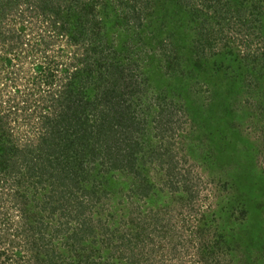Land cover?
<instances>
[{"label":"trees","instance_id":"trees-1","mask_svg":"<svg viewBox=\"0 0 264 264\" xmlns=\"http://www.w3.org/2000/svg\"><path fill=\"white\" fill-rule=\"evenodd\" d=\"M199 1L202 7H196V4H191L189 0H183V3L188 5L186 13L191 22L194 21V17L201 15L195 12L197 8L200 10L213 8L219 12L217 7L220 6L223 12L229 11L232 14L231 7L234 1L240 6L238 12L253 3L254 14H259L256 10L260 0H225V7L222 4L223 0ZM64 2L68 3L67 6L63 5L66 11L60 0H0V74L4 76L2 79L12 86L16 94L12 98L17 97L21 90L16 84L18 74L12 68L13 59L21 60V56L25 58L37 54L36 59L33 57V62L30 56L33 72L30 80L39 88L38 90L31 88L28 93L34 103L33 106L38 105V99L41 100V104L45 102V106L43 105L45 111H39L40 128L35 141L16 144L12 139L6 138L7 135L2 129L0 182L11 181L15 188L10 196L12 206L17 211V233L25 241L22 248L27 249V253L31 250L34 258L37 256L38 248L35 250L32 248L38 247L39 242L43 244L45 236L42 229L47 227L45 220L49 218L48 215L46 217L39 214L38 208L40 206V210H45L49 206L51 219L61 220L64 225V228L60 224L58 227L57 224L54 226L55 235L57 237L66 235V240L71 244L69 260L57 262L58 264H115L113 257L120 259L123 255L128 256L133 262H140L139 260H145L148 255L156 253L157 250L161 252L163 249V244L156 246L151 237L147 239L151 232L148 234L145 231L147 227L143 223L140 225L137 222L125 223L121 232L117 228L112 231L107 227L99 229L103 237L101 244L110 249L107 259L104 260L100 258L101 255L94 247V243L88 241V238L94 237L97 232L88 215H85V209L97 204L108 194L105 189L107 186L116 187L117 180L131 185V195L133 193L140 199L147 198L153 188H157L149 176L150 171L146 170L151 163L154 165L159 163L164 172L159 187L172 190L171 194L177 198L183 210L193 206V196L184 194L182 188H179L180 182L187 183L186 177L180 172L179 165L182 160L173 152L170 144L164 141L166 136L162 133L166 131L164 125L169 123V120L165 119L166 108H169L173 101L171 97L165 101L167 96L155 95L148 91L145 76L153 70L145 69L144 66L140 68L137 61L143 57H152V54L148 53L154 47H150L151 41L155 40V45L160 46L163 57L162 69L154 66L155 70H163L162 74L168 75L169 80L171 78L175 80L173 85L175 88L177 83V87L173 90L174 93L182 90V79L194 86L195 84L199 87L204 86L209 94L207 102L198 103L193 110L187 112L197 116V111L204 107L202 121H205L206 127L217 126L223 135L221 140L215 141L219 144L215 147L221 150L227 145L229 150L234 151V157L241 155L243 147L250 142L241 134L233 118L237 119L249 110L248 113H255L254 118L260 115L257 119L261 123L264 122V68L247 67L250 61L252 63L249 53L241 58L244 65L236 68L233 65L236 58L231 62V51L225 54L207 51L205 43L212 39L211 33L216 30L206 26L208 23L206 14L203 23L196 27L197 33L192 39L189 38L186 32L188 27L186 25L183 27L181 22H175L179 9L185 5L181 0H106L101 3L99 0H64ZM35 4L36 6H33ZM39 9L57 30L56 35L61 32L67 35L69 43L78 44V54H74L73 62L66 67L59 68L60 66L56 65L53 68L43 65L40 58H44L42 56L46 51V43L40 40L39 43L45 44L41 46L42 48L38 44L32 47L29 44L28 49H19L20 52H17L15 48L22 46L17 40L20 34L8 35L7 29L2 26L6 12L22 14ZM95 13L97 16L93 17ZM190 24L194 26L193 23ZM141 28L145 29L144 33ZM218 32L221 31H216L213 35H217ZM140 33H143L142 39L139 37ZM8 40L13 41L10 43L11 46L6 44ZM263 54L264 52L260 53ZM226 61L231 62L226 67V72L229 73H224L221 66ZM141 65L146 64L141 62ZM246 72L252 80H247L245 86L249 87L255 83L249 87L250 90L253 88L252 94L249 88L245 93L247 98L243 104L245 112L240 110L237 114V97L238 93H241L237 84ZM166 85L169 94L173 86L169 81ZM251 105L254 108H251ZM151 127L154 130H151ZM159 128L161 133L156 132ZM224 140L223 146L220 145ZM151 141H153L151 148L146 149L147 142L150 144ZM194 148L188 149L191 152L195 150ZM229 159L228 157L223 160L224 164L230 163ZM236 162L238 161H234L236 167L241 168V179L248 185L250 182L248 178H252L249 186H253L255 180L249 175L250 168L241 167ZM93 169H96L95 176ZM45 189L47 191L40 201L39 194ZM235 202L233 201V206ZM243 208V205L240 206L237 202L234 210L240 212L238 219L242 221V225L245 221L244 216H248ZM57 210L60 213L58 218H55L53 214ZM167 210L168 203L164 208L151 209L156 218H148L150 221H160L163 218L162 214L165 216ZM166 214L170 218L162 219L164 226L162 225L160 236L166 237L168 243H172L175 239L170 240L169 237L172 236L175 230L173 227L178 219L172 222L173 216ZM218 214L220 216L212 214L210 217L204 213L195 219V232L201 235L211 229L214 239L212 242V237L209 240L202 238L204 252L200 253V256L203 254L201 259L204 263L215 264L216 254L212 247L216 246L215 239H225V243L226 241L233 243L235 247L230 246L227 252L235 251L233 259H238L241 264L258 262L261 253L249 250V247L254 245L251 237L234 239L233 234L229 235V231L236 226L230 222L235 223L237 220V218L234 220L232 208L222 206ZM154 229L155 225L153 232ZM143 231L145 234H142ZM30 233L34 236L31 241ZM139 239L143 245L137 254L131 250L139 244ZM166 244L165 242L164 245ZM255 244L258 245L256 241ZM44 251L46 255L42 257H47L45 263L54 264L58 257H55L56 251L54 249L51 252L47 249ZM74 253L76 255H73ZM207 260L212 262H206ZM229 261L230 259L227 263ZM0 264H7L6 259L0 260Z\"/></svg>","mask_w":264,"mask_h":264},{"label":"rangeland","instance_id":"rangeland-1","mask_svg":"<svg viewBox=\"0 0 264 264\" xmlns=\"http://www.w3.org/2000/svg\"><path fill=\"white\" fill-rule=\"evenodd\" d=\"M102 1L105 2L106 0H99L100 3ZM60 2L66 11L63 5L67 6L68 3H65L64 0H60ZM181 2L185 4L183 0ZM189 2L196 4V7H202L199 0H189ZM222 4L225 7V0L222 1ZM33 6H36V4ZM231 8L232 14L229 11L223 12L220 6L217 7L219 12H216V9L213 8H205L204 10L197 8L195 12L201 15L194 17V21L191 22L186 13L188 5L185 4L179 9V15L176 16L177 18L175 17V22H181L183 27L186 25L188 27L186 32L189 34V38L192 39L194 34L197 33L196 27L203 23L205 18L204 14H206L208 22L206 26L212 27L216 31H221L217 35H213L216 31L211 33L212 39L208 43H205L207 51L213 53L224 52V54L227 51H231V62L236 58V63H233L236 68L244 65L241 58L244 54L249 53L254 64L250 61L247 67L251 68L255 66L257 68H264V54L260 55V53L264 52V0H260V4H258L256 10L259 11L258 15L254 14L255 9L253 10V3L243 7L244 11L242 9L238 12L240 6L234 1ZM29 12L22 14H17L14 11L6 12L4 17L5 21L2 22V26L8 30H6L8 35L20 34V38L17 40L21 42L22 46L15 48L17 52H20L19 49H28L30 47L29 44L31 47L34 44H38L42 48L41 46L45 44L39 43L38 40H40L46 43V51L42 56L44 58H40L43 65L53 66V68L58 65L61 68V66L66 67L68 64H71L74 54H78V44H74V42L69 43L66 37L67 35L61 32L58 34L59 36L56 35L57 30L49 23L48 18L44 17L45 14L41 13V9L31 10ZM95 14L93 17L97 16ZM190 23H193L194 26L192 27ZM141 30H143V33L145 32V29L141 28ZM143 33L139 34L141 39ZM11 42L13 41L8 40L6 44H10ZM155 43V40L151 41L152 45L150 47H154L148 53L152 54V57H143L142 60L137 62L140 68L144 66L145 69L152 68L153 70L145 76L148 91L155 95L167 96L165 101H168V97H171L173 101L172 104H169V108H166L167 115L165 119L169 120V123L164 125L166 131L164 130L162 133L166 136L164 141L170 144L173 152H176L177 157L179 156L182 160L179 165L180 172L181 175L186 177L187 183L180 182L179 188H182L184 194L187 193L188 196H193V206L183 210L182 206L178 204L177 198L171 194L172 190L161 189L159 187L161 185L160 179L163 178L164 172L160 168L159 163H155V165L151 163L146 170L151 172H149V176L156 183L157 188H153L147 198L140 199L138 195H134L133 193L131 195V185L129 186L127 183L124 184L122 181L117 180L116 187L107 186L105 189L108 191V194L103 196L97 204H92L89 208L85 209V215H88L90 223H93L94 229L97 232L94 237L88 238V241L94 243V247H96L98 253L101 255L100 258L105 260L110 249L109 247L106 248L104 244H101L103 237L100 235L99 229L102 230L103 227H107L112 231L117 228L121 232L123 231L125 223L132 224L137 222L139 225L143 223L147 227L145 231L148 234L151 232V235L147 239L151 237L156 246H159L160 243L163 244L162 251L157 250L156 253L148 255L145 260H139L140 262H133L131 259H128V256L126 257L124 255L120 259L113 257L115 264H205L201 259L203 254L200 256V253L204 252L201 241L202 238L211 239L212 231L210 229L205 234L201 233V235H198L194 229L195 219L204 213L208 216H212V214L219 215L218 212L222 210V206L223 208L230 206L234 212V220L236 218L237 220H235V223L234 221L230 222L236 224V226L233 227V230L229 231V235L233 234L234 239H237V237L238 239L248 236L251 237L254 245L250 246L249 250L261 253L259 254L260 258L258 257V262L255 264H264V122L261 123L257 119L260 115L254 118L255 113L253 114L251 112V115V113H248L249 110L245 112L243 106L244 100L247 99L245 93L248 92V88L253 86L255 82L249 85V87L245 86L247 80H252V77L250 79L249 73L246 72L237 84L241 92L238 93L239 95L237 97V114L242 110V112H245V115L237 119L235 117L233 120H235V125L241 131V134L245 135L246 140L250 144L243 147L241 155L234 157V151L229 150L227 145H222L225 140L220 143L223 146L221 150L215 147V145H219L215 141L221 140L223 135L217 126L206 127L205 121H202V116H204L205 111L204 107H201L197 111V116L187 112L188 110H193L198 103H206L209 96L208 91L205 90L204 86L199 87L198 84L194 86L191 82H184L182 79V90L174 93L173 90L177 87V83L174 88L173 82L175 80L172 78L169 80L170 77L168 75L162 74L163 70L159 71L162 69L163 57L159 49L160 46L155 45ZM27 49L25 50L26 54L28 53ZM36 55H28L25 58L20 55L21 60L13 59L14 65L12 68L18 74L16 84L21 90L22 95L17 94V97L12 98L16 94L13 92L12 86L6 83L7 81L2 79L4 76L0 74V126L2 125L0 133L3 129L7 135L6 138L8 140L12 139L19 145L21 143L35 141V137L38 136L40 128L39 111H45L43 108L45 102L41 104V100L38 99V105L33 106L34 103L30 97V93H28L31 88L35 90L39 88L38 85L30 80L31 74L33 73V57L36 59ZM30 56L32 57V62ZM216 57L219 58V56ZM141 62L146 65H141ZM231 62L226 61L221 64L224 68V73H229V71L226 72V67ZM154 66H158L157 68L159 70L156 71V67ZM167 81L173 86L169 94L166 90ZM33 85L35 86L33 87ZM140 86L142 87V85ZM252 90L249 88L251 94ZM40 91L42 92V90ZM10 98L12 99L10 100ZM250 101L249 104H251ZM254 106L251 105V108H254ZM160 129L156 130V132L161 133ZM151 130H154V128L151 127ZM148 142L146 149H150L153 143V141L150 144ZM189 147H195V150L190 152ZM217 151L218 153H216ZM228 157L230 158V163L224 164L223 160H226ZM234 161H238L236 163H239L241 167L252 169L251 171L249 169L248 172L255 180H253V186H249L252 179L250 177L248 178L250 181L248 185L244 183L241 179V168L236 167ZM93 173L95 176L96 169H93ZM14 189L11 181L0 182V260L6 259L7 264H46L45 260L47 257H42V255H46L45 249L50 250V252L52 249L56 251L54 252L55 257H58L54 260V264L69 260L70 242L66 240V235L64 234L59 237L55 235V225L57 224L58 227V224H60L63 228L64 225L61 220L51 219L49 206L45 210H40V206L38 208L39 214L48 215L49 218L45 220L47 221V227L42 229L45 236L44 240H42L43 244L37 242L38 247L32 248L33 250L38 248L37 256H35V258L38 257L37 260L33 257L31 250L27 253L28 250L26 249V251L22 248V243L25 241L17 233V211L12 206V198L10 196ZM46 191L45 189L42 191V194H39L40 201L43 200ZM233 201H236L235 206H233ZM237 202L240 203V206L241 204L243 205V209L248 214V216H244L245 221L243 225L241 224L242 221L238 219L240 212L234 211ZM167 203L168 210L166 213L173 216L171 219L172 222L178 219L173 227L175 230H173L172 236L169 237L170 240L175 239L172 243H168L169 241L166 237L162 238L160 236L163 230L162 225L164 224L162 219L170 218V216L165 213V217L163 213V218L156 222L150 221L148 218H156L152 214L153 211L151 209L164 208ZM52 204L54 206L56 205V203ZM59 213V210H57L53 216L58 218ZM145 217L147 219L144 221ZM152 223L156 228L154 232L152 230ZM145 231L142 234H145ZM32 239H34V236L30 233V241ZM88 241H86V244H88ZM215 241L216 246H212L216 254L215 264H222L223 262V264H241L238 259H233L236 255L235 251L231 250L229 253L227 252L230 246L235 247L233 243L230 241H226L225 243V239H215ZM255 241L258 245L255 244ZM165 242L167 243L166 245H164ZM212 242H214L213 237ZM142 245L143 243L139 239V244L131 251L134 250L135 253L139 254L138 249ZM73 255L76 254L74 253ZM229 259L230 261L227 263ZM208 261L211 260H207L206 262Z\"/></svg>","mask_w":264,"mask_h":264}]
</instances>
